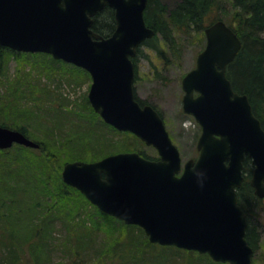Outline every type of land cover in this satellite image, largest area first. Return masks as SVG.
<instances>
[{"label":"water","instance_id":"95a60500","mask_svg":"<svg viewBox=\"0 0 264 264\" xmlns=\"http://www.w3.org/2000/svg\"><path fill=\"white\" fill-rule=\"evenodd\" d=\"M149 0H0V46L86 70L89 102L108 124L154 146L159 160L136 152L64 166L63 180L106 215L144 229L152 244L208 255L218 263L253 264L247 213L240 205L247 159L250 181L264 199V129L249 97L235 92L227 69L242 39L224 21L205 30L206 46L182 81L183 110L201 128L199 158L183 165L166 124L136 97L138 49L156 35L145 12ZM106 7L115 11L111 37L93 30ZM197 94V95H195ZM39 148L26 134L0 126V150Z\"/></svg>","mask_w":264,"mask_h":264},{"label":"trees","instance_id":"16d2710c","mask_svg":"<svg viewBox=\"0 0 264 264\" xmlns=\"http://www.w3.org/2000/svg\"><path fill=\"white\" fill-rule=\"evenodd\" d=\"M227 0H176L173 3H164L163 0H149L147 10L145 13V20L147 25L156 31V35L153 39L147 40L145 46H149L153 52H155L165 64H170V60L181 61L183 56V48L181 45V38H199L203 42L204 48L205 28L213 25L217 21H225L242 39V48L235 59V61L228 66L227 74L233 85L235 92L239 95H246L249 97L251 106L254 109V113L257 118L260 119L262 127L264 129V0H228L232 5V11L228 10L225 5ZM230 11V12H229ZM93 30L103 35L104 37H110L117 27V21L115 20V11L106 7L104 11L100 12L94 18ZM202 48V49H203ZM12 49H7L0 46V67L3 66L4 52H8ZM14 52V51H13ZM141 52V49L139 50ZM19 54L18 52L14 53ZM140 54V53H139ZM24 55H27L24 53ZM41 55V54H34ZM52 61H57L61 65L65 64L62 61L54 60L48 54H45ZM136 62V61H135ZM69 65V64H68ZM66 65V66H68ZM71 65V64H70ZM77 73L86 74L83 69H78L73 65L70 66ZM156 77L164 78L160 72L153 69ZM138 71V69H137ZM141 104H149L150 101L138 98ZM90 113L93 120H98L103 125H107L101 117L95 113L94 109L90 107ZM2 126L8 127L6 124ZM0 125V126H1ZM115 133L117 130L108 125ZM11 129V128H10ZM16 130L25 133L28 137L29 129L24 127H17ZM121 135H131L130 133H121ZM67 137L64 141L59 142L52 141L45 142L43 140H36L39 144V148L33 149L24 146H18L19 151L22 153L17 156H10L12 154L11 149L0 150V156L4 155L7 159H12L13 165L3 163L4 159H0V173L9 176L12 175L15 180L18 190H22L19 186L20 181L27 183V189L32 202L30 201L27 208L28 214H24L22 217L23 224L20 225L19 232L23 235H17L12 237L10 230V222L1 221L0 231L3 233L4 243L0 244L3 249H0L1 264H48L50 258L48 256L49 244L55 236V225L59 222H52V220H58L62 222V219H66L74 223L77 219L83 218L78 223H74L70 239L83 245L80 249L87 248V242L92 244L98 243L97 253L94 255L97 263L101 264H116L118 259L114 255L107 256V250L109 247L116 248L121 243L120 233L123 236L129 235L132 238L137 236L144 242L146 249H152L155 252L157 248L162 249L170 255H174L176 259L175 264H222L215 262L208 255L199 254L194 251H186L175 247H163L158 244H152L149 238L146 236L144 230L140 227L131 225L128 226L121 220H117L112 216H107L96 206H93L85 195H82L76 188L66 184L63 181L62 170L67 163L73 161H94L88 157H75L69 160L66 151L67 142L70 137ZM133 144H128L124 149L118 150L116 153L133 151L141 154L149 159H157V156H150L145 149L135 146L138 142L142 145L143 142L136 138L134 135ZM30 138V137H29ZM110 140L108 138H104ZM138 141V142H137ZM104 142V140H102ZM138 143V144H139ZM85 142L77 144L78 149L85 147ZM143 146V145H142ZM70 149V145L68 146ZM71 153V152H70ZM115 153V154H116ZM110 155L113 154L109 153ZM106 154L105 156L109 155ZM105 156L99 157V159ZM245 181L242 187L238 190V199L240 205L247 213V239L250 245L255 249V259L253 264L256 263V255L260 248L262 235L259 229L253 224V210L259 214H264V199L258 198L255 195L253 187L250 185L251 174L253 171V165L248 159L245 163ZM49 168L48 171L42 168ZM12 183V184H15ZM24 192V189H23ZM11 204L15 201L14 197L17 195V189L11 192ZM24 193H22L23 195ZM14 206H18V200ZM11 206V207H12ZM25 208V209H27ZM92 212L93 215H97L104 221L101 223L103 230H105L111 236L106 238H100L95 235V228L87 219H90L86 211ZM18 209L14 212V209H10L11 218L12 215H17ZM256 213V214H257ZM1 216V213H0ZM32 218L30 219V217ZM30 219V220H29ZM46 219V220H45ZM50 219V222H49ZM90 223V225H87ZM99 228V229H102ZM137 234H136V231ZM29 231V238L24 236ZM118 231V234L114 235ZM129 232V234H128ZM13 238V243L11 240ZM81 240H84L83 243ZM74 256L71 262H64L59 264H86L82 261H78L76 257L80 256L81 252L78 250L72 251ZM152 252V251H151ZM107 256V257H106ZM108 259V260H104ZM145 260V258H144ZM152 260V259H150ZM148 264H158L154 260L148 262ZM228 264V263H225Z\"/></svg>","mask_w":264,"mask_h":264},{"label":"rangeland","instance_id":"374dc122","mask_svg":"<svg viewBox=\"0 0 264 264\" xmlns=\"http://www.w3.org/2000/svg\"><path fill=\"white\" fill-rule=\"evenodd\" d=\"M175 1L163 0L167 4ZM225 5H227L228 10L232 9L228 0ZM203 41L205 45V38ZM181 45L183 48L181 61L170 60V64H165L155 52L143 47L136 60L138 80L135 87L139 98L150 101L162 113L168 133L171 135L173 143L180 149L185 164L186 161L197 160L199 157L197 142L202 132L199 123L182 110L184 95L182 80L186 73L196 67V59L204 48L202 47L203 42L199 38H181ZM13 51L4 52L3 66L0 67V125L4 123L11 129L26 126L29 129L30 139L34 141L43 140L51 144L53 140L56 142L64 141L72 133L70 139L65 142L67 144L66 151L71 152L67 151L68 155L65 154L69 160L72 157L82 158L86 156L90 160L97 158L94 160L97 161L100 160L99 157L112 152L115 154L118 150H123L128 144H133L132 135H121L117 131L115 133L108 125H103L98 120L91 118L90 107L92 105L89 102V93L92 80L89 73L87 75L77 73L70 67V64L61 65L57 61L53 62L44 54L34 56V54L40 53L24 55L21 52L15 55L16 51ZM153 69L163 74L167 80L156 77ZM105 137L110 140L106 141ZM82 141L86 143V146L78 149L77 144ZM138 143H135V146L145 149L150 156L158 155L155 148H150L144 144L142 146ZM69 145L70 149L68 148ZM18 146H13L10 156L22 154ZM2 158L4 159L3 163L13 165L12 159L6 161L4 155L0 156V159ZM42 168L47 171L49 169L43 166ZM19 178L0 173V222H10L12 237L18 234L23 235L19 232L20 225L23 224L22 217L29 213L27 206L33 200L29 191H26L27 183L20 181L19 186L22 190H18L15 180ZM15 189H17V195L14 197V203L11 204L12 198L9 191L13 192ZM22 193L24 194L22 195ZM16 200H18V206L13 207L12 205L16 203ZM21 208L24 210H19L17 215L9 217L10 209H14L16 212ZM256 213L253 210L252 222L259 229L262 240L254 264H264V214ZM86 214L90 217L87 220L97 228L95 229L96 236L101 239L111 236L103 230L101 223L104 220L102 218L93 215L90 209L86 211ZM80 220L83 218L77 219L74 223H78ZM52 222L59 223L55 225V236L49 241L47 257L50 258V262L48 264L71 262L74 256L73 250L81 252L80 256L76 257L78 261L86 264H101L99 261L97 263L94 258L98 243H90L96 241L87 242L86 250L80 249L83 245L70 239L74 231L72 230L74 223L66 219H62V222L53 219ZM29 234L28 231L24 236L29 238ZM116 234L118 231L114 233V235ZM3 236L0 231V244L2 245L7 242L6 240L2 243L5 238ZM139 238L136 235L130 238L129 235L123 236L120 233L122 243L116 248L109 247L107 256L114 255L118 259L116 264H148L152 260L158 264L176 263L174 255L165 253L159 248L156 251H160L154 253L152 249H146L142 238L141 240ZM81 241L83 243L84 240ZM11 243H13V238ZM2 245H0V249L4 248ZM202 264L208 263L203 262Z\"/></svg>","mask_w":264,"mask_h":264},{"label":"flooded vegetation","instance_id":"af4514ba","mask_svg":"<svg viewBox=\"0 0 264 264\" xmlns=\"http://www.w3.org/2000/svg\"><path fill=\"white\" fill-rule=\"evenodd\" d=\"M147 6H148V5H147ZM147 40H150V39H147ZM147 40H146V41H147ZM145 44H146V42H145ZM145 44L142 45L141 48H139V50L142 49L143 47L146 48V49H147V48H148V49H151L149 46H147V45L145 46ZM139 53H140V52L138 51V53H137L138 56H139ZM138 56H137V57H138ZM137 57H136V60H137ZM136 60H135V61H136ZM135 66H136V68L138 69L137 62H135ZM137 73H138V71H137ZM137 77H138V74H136V78H137ZM137 79H138V78H137Z\"/></svg>","mask_w":264,"mask_h":264}]
</instances>
